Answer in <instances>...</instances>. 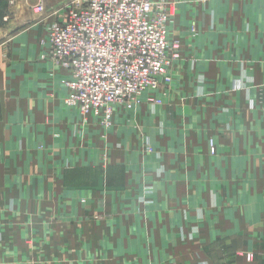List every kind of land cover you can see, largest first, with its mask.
Listing matches in <instances>:
<instances>
[{
  "label": "crops",
  "instance_id": "obj_1",
  "mask_svg": "<svg viewBox=\"0 0 264 264\" xmlns=\"http://www.w3.org/2000/svg\"><path fill=\"white\" fill-rule=\"evenodd\" d=\"M66 1L0 0V264H264V0H170L168 95L108 129L41 58Z\"/></svg>",
  "mask_w": 264,
  "mask_h": 264
},
{
  "label": "built area",
  "instance_id": "obj_2",
  "mask_svg": "<svg viewBox=\"0 0 264 264\" xmlns=\"http://www.w3.org/2000/svg\"><path fill=\"white\" fill-rule=\"evenodd\" d=\"M8 4L9 12L17 0ZM32 8L42 17L47 13L43 2ZM64 8L63 18L49 25L41 58L64 73L65 104L78 110L84 123L92 118L95 126L108 129L118 107L130 110L141 103L153 107L164 103L174 80L173 66L182 58L181 40L171 35L176 2L69 0ZM197 31L193 20L190 33ZM145 151L152 153L154 147L146 144ZM210 151L216 152L213 139ZM246 257L252 260L254 254Z\"/></svg>",
  "mask_w": 264,
  "mask_h": 264
},
{
  "label": "rangeland",
  "instance_id": "obj_3",
  "mask_svg": "<svg viewBox=\"0 0 264 264\" xmlns=\"http://www.w3.org/2000/svg\"><path fill=\"white\" fill-rule=\"evenodd\" d=\"M68 1H69V0H68ZM66 3H67V1H66ZM43 4H44V5H45V7H46V4H45V2H44V1H43ZM64 6H65V4H64ZM64 6H63V8H64ZM64 11H65V8H64L63 12H64ZM63 12H62V13H63ZM62 13H58V14H62ZM62 15H63V14H62ZM62 15H61V16H62ZM141 104H142V103H141ZM147 144H149V143H147ZM150 145H151V144H150Z\"/></svg>",
  "mask_w": 264,
  "mask_h": 264
}]
</instances>
